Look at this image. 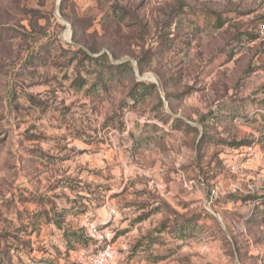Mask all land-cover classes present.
I'll return each mask as SVG.
<instances>
[{
    "label": "rangeland",
    "instance_id": "rangeland-1",
    "mask_svg": "<svg viewBox=\"0 0 264 264\" xmlns=\"http://www.w3.org/2000/svg\"><path fill=\"white\" fill-rule=\"evenodd\" d=\"M263 24L264 0H0V264H264Z\"/></svg>",
    "mask_w": 264,
    "mask_h": 264
},
{
    "label": "built area",
    "instance_id": "built-area-1",
    "mask_svg": "<svg viewBox=\"0 0 264 264\" xmlns=\"http://www.w3.org/2000/svg\"><path fill=\"white\" fill-rule=\"evenodd\" d=\"M264 31V24L261 26ZM42 264V263H35ZM75 264H116V253L114 247L109 244H100L94 251L88 255L79 254L76 257Z\"/></svg>",
    "mask_w": 264,
    "mask_h": 264
},
{
    "label": "trees",
    "instance_id": "trees-1",
    "mask_svg": "<svg viewBox=\"0 0 264 264\" xmlns=\"http://www.w3.org/2000/svg\"><path fill=\"white\" fill-rule=\"evenodd\" d=\"M262 104V108L264 110V100L261 102ZM260 205V206H259ZM260 207H262V210L263 211L262 213H264V200H262L261 202L259 201V204L256 205V209H259ZM260 213V214H262ZM255 217H257V215H255Z\"/></svg>",
    "mask_w": 264,
    "mask_h": 264
}]
</instances>
